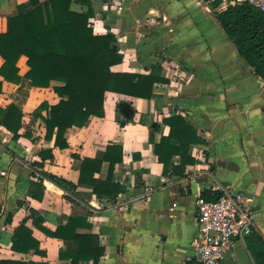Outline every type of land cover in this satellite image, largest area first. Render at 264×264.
I'll return each mask as SVG.
<instances>
[{
  "label": "crops",
  "instance_id": "crops-1",
  "mask_svg": "<svg viewBox=\"0 0 264 264\" xmlns=\"http://www.w3.org/2000/svg\"><path fill=\"white\" fill-rule=\"evenodd\" d=\"M29 1L0 0V33ZM232 1L215 7V0H92L95 33L113 34L124 57L113 71L148 75L161 66L167 82L155 85L151 99L107 93L105 116L70 129L66 149L48 141L44 121L33 116L43 102H59L53 91L57 84L32 88L26 97L0 75V107L23 102L24 112L19 140L0 129V260L74 264L79 253L101 249L97 263L78 264H188L196 260L198 199L207 182L251 197L255 232L264 239V79L240 57L217 19ZM18 66L21 76L29 71L26 57ZM178 114L204 143L190 150L197 164L182 175H166L155 144L170 133L164 120ZM109 145L124 150L113 181L126 192L100 200L79 185L80 170L83 158H96ZM43 152L52 156L43 159ZM109 173L105 162L96 177L107 180ZM49 174L78 188L65 190ZM41 181L45 192L37 199L31 196L32 184ZM30 209L40 214L45 229L34 223ZM71 220L75 227L62 234L68 239L47 232ZM25 221L40 253L13 249L16 230ZM92 236L99 248L95 241L92 248ZM222 264L256 263L247 245L239 243Z\"/></svg>",
  "mask_w": 264,
  "mask_h": 264
},
{
  "label": "trees",
  "instance_id": "trees-1",
  "mask_svg": "<svg viewBox=\"0 0 264 264\" xmlns=\"http://www.w3.org/2000/svg\"><path fill=\"white\" fill-rule=\"evenodd\" d=\"M222 2L215 0V7ZM94 17L92 0H30L19 6L17 14L8 18L7 31L0 33V56L3 59L0 75L5 81L19 85V92L26 97L32 88H50L53 83L57 84L53 91L59 97V102L55 105L43 102L33 116L44 121L45 138L54 140L55 146L60 149L69 146L67 133L70 129L84 128L91 118L105 116L107 93L151 99L155 85L167 82L162 76L161 66H154L148 75L113 71V67L121 64L124 57L115 45L113 34L95 33L92 24ZM217 19L225 35L235 44L240 57L264 79V13L243 2L220 10ZM22 57L27 58L29 67L24 76L20 75L18 66ZM44 111L47 112L46 116H43ZM23 117V102L0 107V129L10 133L14 141L19 140ZM164 123L170 127V133L155 144V153L164 165L166 175H182L187 166L197 164L190 154L192 146L204 143V140L199 138L196 129L181 114L165 119ZM151 142L154 143L152 136ZM42 155L43 159L52 156L44 152ZM105 162L110 164V173L107 180H101L96 175L101 172ZM123 163V148L109 145L96 158L82 159L79 185L90 188L91 195H96L100 200L113 199L126 192L125 186L113 181L116 166L121 167ZM47 177L65 190L76 191L78 188L62 177L51 174ZM32 185L31 196L41 199L45 192L43 182ZM201 197L215 202L223 197V192L215 182H207ZM30 214L34 223L45 229L40 214L34 209H30ZM26 223L16 230L13 249L26 253L35 249L40 253L39 245L32 240V232ZM74 224V220H71L56 232H47L52 236H62L74 228ZM90 241L92 248L93 241L99 248L97 237H90ZM246 245L255 263L264 264L262 236L254 232L247 238ZM102 252L99 249L89 255L79 253L74 264L81 260L97 263ZM0 264L27 263L0 260ZM188 264H196V261Z\"/></svg>",
  "mask_w": 264,
  "mask_h": 264
},
{
  "label": "built area",
  "instance_id": "built-area-1",
  "mask_svg": "<svg viewBox=\"0 0 264 264\" xmlns=\"http://www.w3.org/2000/svg\"><path fill=\"white\" fill-rule=\"evenodd\" d=\"M243 2L264 13V0H233L230 5ZM221 190L223 197L215 202L199 196V232L193 241L196 264H222L227 254L239 243L246 244L256 231L249 206L252 198L229 186Z\"/></svg>",
  "mask_w": 264,
  "mask_h": 264
},
{
  "label": "water",
  "instance_id": "water-1",
  "mask_svg": "<svg viewBox=\"0 0 264 264\" xmlns=\"http://www.w3.org/2000/svg\"><path fill=\"white\" fill-rule=\"evenodd\" d=\"M195 185L197 186V182H195Z\"/></svg>",
  "mask_w": 264,
  "mask_h": 264
}]
</instances>
